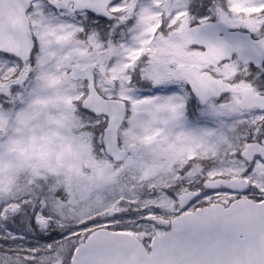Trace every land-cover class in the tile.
I'll return each mask as SVG.
<instances>
[{
	"label": "snow or ice",
	"instance_id": "6c2138e0",
	"mask_svg": "<svg viewBox=\"0 0 264 264\" xmlns=\"http://www.w3.org/2000/svg\"><path fill=\"white\" fill-rule=\"evenodd\" d=\"M0 264H264V0H0Z\"/></svg>",
	"mask_w": 264,
	"mask_h": 264
}]
</instances>
